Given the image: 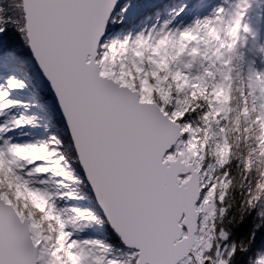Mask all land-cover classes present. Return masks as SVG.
Instances as JSON below:
<instances>
[{"label":"snow or ice","instance_id":"6c2138e0","mask_svg":"<svg viewBox=\"0 0 264 264\" xmlns=\"http://www.w3.org/2000/svg\"><path fill=\"white\" fill-rule=\"evenodd\" d=\"M0 264H264V0H0Z\"/></svg>","mask_w":264,"mask_h":264}]
</instances>
